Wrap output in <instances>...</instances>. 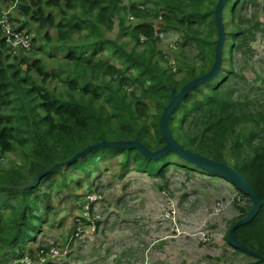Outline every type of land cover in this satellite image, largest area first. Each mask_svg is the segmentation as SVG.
I'll return each mask as SVG.
<instances>
[{
	"label": "trees",
	"instance_id": "16d2710c",
	"mask_svg": "<svg viewBox=\"0 0 264 264\" xmlns=\"http://www.w3.org/2000/svg\"><path fill=\"white\" fill-rule=\"evenodd\" d=\"M13 1L0 0V13L6 2ZM216 2L19 0L16 3L14 10L28 16L37 29H56L58 45H53L50 56L60 57L70 67L54 68L50 73L41 60L27 62L25 53L15 55L10 51L0 27V158L9 153L18 158L8 161V165L0 163L1 258H11L9 263L13 264L20 256H34L38 250L48 252L51 248L49 244L38 245V236L46 222L40 210L47 209L44 203L50 195L46 190L52 188L54 181L45 190L42 183L56 172L82 170L91 176L90 167H98V160L108 156L120 157L121 177L130 168L161 179L171 165L188 170L191 164L173 151L150 159L133 148L97 147L72 164L45 175L33 187H20L30 183L40 171L101 140L137 138L150 150L164 146L159 119L170 101L171 89L178 92L213 65ZM250 2L227 0L223 5L226 31L223 55L250 53V43L261 30L257 16L248 13ZM124 15L132 18V24L125 23ZM8 19L18 31L30 33L29 50L35 48L39 38L29 31L31 25L16 21L12 13ZM115 20L119 36L127 37L128 41L118 43L104 37V31L111 29ZM84 30L86 34H81ZM172 30L178 31L183 47L193 50L192 60L197 65L185 70L163 67L160 58L164 56L157 46L159 34ZM43 36L51 40L47 33ZM181 72L176 78L175 74ZM240 76L223 67L219 76L195 87L182 99L169 116L168 125L174 139L184 148L235 168L264 200V100L251 105L246 95L236 94V84L229 78ZM54 81L58 83L55 87L47 86ZM237 192L247 201L237 206L239 214L231 224L244 218L252 205L248 197ZM235 236L264 257V204L251 221L236 228ZM225 240L231 246L227 235ZM235 252L253 257L250 264H264L241 250Z\"/></svg>",
	"mask_w": 264,
	"mask_h": 264
},
{
	"label": "rangeland",
	"instance_id": "374dc122",
	"mask_svg": "<svg viewBox=\"0 0 264 264\" xmlns=\"http://www.w3.org/2000/svg\"><path fill=\"white\" fill-rule=\"evenodd\" d=\"M250 1L248 13L257 16L261 30L250 43V53L229 56L225 52L222 67L241 75L229 80L236 84V94L246 95L248 103L255 105L264 100V0ZM14 8L12 3H5L2 12L9 10L8 15L12 13L16 21L31 25L29 31L39 38L36 47L23 54L24 59L41 60L50 73L54 68H69L70 63L50 56L53 45H58L56 29H37V24ZM123 17L127 25L132 24L129 15ZM104 35L118 43L128 41L119 36L117 20ZM159 35L157 46L164 56L160 58L164 68L185 70L198 64L192 60L193 50L182 46L178 31ZM57 84L54 81L47 86ZM10 160L18 158L9 153L0 163L8 165ZM119 160L115 156L98 160V167H90L91 176L82 170H67L42 183L45 190L54 181L46 190L50 195L44 203L48 210H40L46 222L38 245L53 242L62 253L56 260L60 264H250L254 260L226 244L231 221L239 214L237 206L247 201H236L240 194L226 179L193 164L188 170L169 166L164 179L134 168L121 177ZM11 260L2 257L0 264H10Z\"/></svg>",
	"mask_w": 264,
	"mask_h": 264
},
{
	"label": "water",
	"instance_id": "95a60500",
	"mask_svg": "<svg viewBox=\"0 0 264 264\" xmlns=\"http://www.w3.org/2000/svg\"><path fill=\"white\" fill-rule=\"evenodd\" d=\"M226 1L227 0H217L214 9V22L216 26L217 38L215 40L214 61L211 69L203 75H200L188 81L181 87L178 92H174L171 89L170 101L167 106L163 109L159 119L160 133L163 140L165 141L164 146L156 150H150L142 142L138 141L137 138H134L132 140H101L82 149L74 156L70 157L68 160L55 163L49 168L40 171L30 183L20 187H33L45 175L49 174L53 170L62 168L67 164H72L73 162L87 155L92 149L97 147H113L124 149L133 148L137 149L141 154L150 159H158L166 153L173 151L178 157L187 161L190 164H193L194 166H197L203 171L214 173L228 180L235 187L236 190H238L250 199L252 205L248 213L244 218L237 220L230 226L227 234V241L231 245V247L244 251L256 258H259L260 261H264L263 256L241 244L235 236L236 228L251 221L260 211L261 206L264 204V200H261L257 196V194L255 193L253 188L248 184L244 176L235 168L231 167L227 163L204 157L196 152L184 148L182 144H180L174 139L168 125L169 116L189 92H191L195 87L203 85L213 80L221 73V70L223 68V46L226 40V31L222 20V8Z\"/></svg>",
	"mask_w": 264,
	"mask_h": 264
},
{
	"label": "built area",
	"instance_id": "2783aa9c",
	"mask_svg": "<svg viewBox=\"0 0 264 264\" xmlns=\"http://www.w3.org/2000/svg\"><path fill=\"white\" fill-rule=\"evenodd\" d=\"M8 11L0 14V25L2 28V36L6 44L13 54H18L20 51H27L31 46V37L26 30L18 31L13 23L8 19ZM242 197H237L236 201H240ZM237 203V202H236ZM243 204V202H240ZM51 248L48 252L43 250L36 251L34 256L23 255L14 260L13 264H47L57 262V258L62 255L56 245L51 242Z\"/></svg>",
	"mask_w": 264,
	"mask_h": 264
},
{
	"label": "clouds",
	"instance_id": "9594fccd",
	"mask_svg": "<svg viewBox=\"0 0 264 264\" xmlns=\"http://www.w3.org/2000/svg\"><path fill=\"white\" fill-rule=\"evenodd\" d=\"M18 1H19V0H14L13 2H6V3H12L14 6H16V3H18ZM1 13H2V12H1ZM1 13H0V14H1ZM0 27H1V25H0ZM1 31H2V28H1ZM27 32H28V31H27ZM28 33H29V32H28ZM29 35H30V33H29ZM2 37H3V36H2ZM30 37H31V35H30ZM30 47H31V46H30ZM10 51H11V50H10ZM27 51H29V49H28ZM27 51H20L19 53H21V52L25 53V52H27ZM11 52H12V51H11ZM19 53H18V54H19ZM15 55H17V54H15ZM14 260H15V259H14ZM58 262H59V261H57V262H55V263L52 262L51 264H57ZM10 264H11V263H10Z\"/></svg>",
	"mask_w": 264,
	"mask_h": 264
},
{
	"label": "crops",
	"instance_id": "0c3cea01",
	"mask_svg": "<svg viewBox=\"0 0 264 264\" xmlns=\"http://www.w3.org/2000/svg\"><path fill=\"white\" fill-rule=\"evenodd\" d=\"M57 264H60V261Z\"/></svg>",
	"mask_w": 264,
	"mask_h": 264
}]
</instances>
